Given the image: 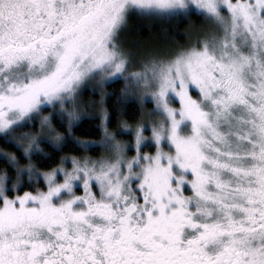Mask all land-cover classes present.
<instances>
[{
	"label": "snow or ice",
	"instance_id": "6c2138e0",
	"mask_svg": "<svg viewBox=\"0 0 264 264\" xmlns=\"http://www.w3.org/2000/svg\"><path fill=\"white\" fill-rule=\"evenodd\" d=\"M0 165V264H264V0H0Z\"/></svg>",
	"mask_w": 264,
	"mask_h": 264
},
{
	"label": "trees",
	"instance_id": "16d2710c",
	"mask_svg": "<svg viewBox=\"0 0 264 264\" xmlns=\"http://www.w3.org/2000/svg\"><path fill=\"white\" fill-rule=\"evenodd\" d=\"M137 23H138V36L140 37V39H139L140 41H146V40H148L149 37H152V39H150L151 40L150 42H155L156 44L170 43L169 46L172 48H176L179 44H183L185 42L182 39H177V37L180 35H183L186 28H188L192 25H194L197 28H199L198 26H200V21L196 20L193 17L191 21H183L179 24H177V22H175V23L171 24L170 25L171 27H169L167 32L163 33V30H162V28L164 26L163 24H154L153 23L150 25L149 23H144L141 21H139ZM107 91L109 93H113V92L118 93L119 87L118 86L110 87L107 89ZM84 98H87V99L91 98V99H96V100L99 99L98 96H89L87 94L85 95ZM115 99H116L115 96H110V97L106 98L105 103H106V106L110 112L113 111V105L115 103ZM133 103H136V101H131L129 106H131V104H133ZM137 118H139V113H137ZM130 122H132V121H130ZM97 124H98V121H90V120L86 119L85 123H84L83 127L80 129V131H84V130H88V129H96ZM113 128H115V119L113 122ZM87 138L88 139H99V134L92 135V136H89ZM0 167H2V165H0Z\"/></svg>",
	"mask_w": 264,
	"mask_h": 264
},
{
	"label": "rangeland",
	"instance_id": "374dc122",
	"mask_svg": "<svg viewBox=\"0 0 264 264\" xmlns=\"http://www.w3.org/2000/svg\"><path fill=\"white\" fill-rule=\"evenodd\" d=\"M139 21L144 22V23H149L150 25L153 23L154 24H163L165 26L164 27L162 25L163 26V28H162L163 33H166L167 30L169 29V27H171L170 25L175 23V21L164 22V21L153 20V19H148V18H140V17H136V16L130 17L129 21H128L127 28L121 33V36H120L121 43L125 45L126 49L132 51L137 57L142 55L147 49H152V48H155L156 46H159L164 51L175 49V48H172L169 46L170 43L156 44L155 42H150L151 41L150 39H152V37H149L148 40H146V41H140L139 40L140 37L138 36V23H137ZM90 100H93V99L84 98L85 102H89ZM150 107H151V105H148V108H150Z\"/></svg>",
	"mask_w": 264,
	"mask_h": 264
}]
</instances>
